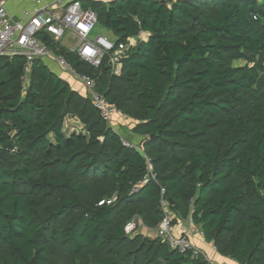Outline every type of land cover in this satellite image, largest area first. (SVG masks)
<instances>
[{"label": "trees", "instance_id": "1", "mask_svg": "<svg viewBox=\"0 0 264 264\" xmlns=\"http://www.w3.org/2000/svg\"><path fill=\"white\" fill-rule=\"evenodd\" d=\"M81 4L116 42L148 33L118 74L38 38L94 79L143 151L41 60L26 73L25 57L0 55V264H207L125 231L157 227L161 188L220 254L264 264V0Z\"/></svg>", "mask_w": 264, "mask_h": 264}, {"label": "built area", "instance_id": "2", "mask_svg": "<svg viewBox=\"0 0 264 264\" xmlns=\"http://www.w3.org/2000/svg\"><path fill=\"white\" fill-rule=\"evenodd\" d=\"M100 1L109 2L110 0ZM96 24V13L90 8H84L81 0H37L31 8H23L17 19L10 16L7 0H0V55L25 57L26 73L36 59L48 65L54 72L60 71L58 75L70 82L79 93L88 97L98 109L102 119L117 131L115 123L120 124L121 120H126L128 117L122 114L116 105L95 91L94 79L77 72L58 51V46L50 47L38 38V34H41L59 44L62 38L69 36L74 40V45L69 50L95 67L106 59L111 72L118 74L122 59L126 57L129 47L135 44V38L129 37L126 42H116L113 37L94 35L92 31ZM122 142L128 147L143 151L141 141L129 142L122 138ZM148 169L151 170L149 161ZM147 177V175L144 176L143 180ZM141 182L142 180L138 184ZM164 194L165 190L161 188L162 217L155 228L156 236L181 253L190 250L194 255H202L207 264H216L190 240L193 234L202 235L200 228L190 217L176 218ZM114 199L115 196L112 200ZM133 221L127 224L125 228L127 233L134 229Z\"/></svg>", "mask_w": 264, "mask_h": 264}, {"label": "crops", "instance_id": "3", "mask_svg": "<svg viewBox=\"0 0 264 264\" xmlns=\"http://www.w3.org/2000/svg\"><path fill=\"white\" fill-rule=\"evenodd\" d=\"M36 1L37 0H7V6H8V10H9L10 16L13 19H17L18 16H19V13L21 12V10L23 8H26V9L31 8L35 4ZM140 37H142L141 38L142 40H145L148 37V33L144 32V31H141L138 34L137 38H140ZM65 38H66V41L68 40L69 42H70V40H72L69 36H65L64 39ZM64 39L62 41H60L58 45L62 46V47H66L67 49H70L71 47H68V46H66L65 43H63ZM58 72H60V71H58ZM58 72L56 71L57 74H59ZM132 124L133 123L131 122V124L129 126L130 128H132ZM115 126H116V128H118L117 132L119 134H120V131H122V133L124 132L123 133L124 137H126L130 141L137 140L136 142H138V141H140L142 139V137L134 134L131 130L129 132H126L127 131L126 128L124 126L120 127L117 122L115 123ZM120 136H121V134H120ZM139 232H141L142 234L147 235V236H155L156 235V229L155 228L151 229V228L145 227L143 225H142V227H141ZM190 240L193 243V245L196 246L197 248H199L200 251L209 260H212L216 264H240L239 262H237L236 260L232 259L231 257H228V256L220 254L215 249V247L213 246V244L211 242L206 241L204 239L203 235H200L198 233L193 234L190 237Z\"/></svg>", "mask_w": 264, "mask_h": 264}, {"label": "rangeland", "instance_id": "4", "mask_svg": "<svg viewBox=\"0 0 264 264\" xmlns=\"http://www.w3.org/2000/svg\"><path fill=\"white\" fill-rule=\"evenodd\" d=\"M92 34L112 37V34L110 33V31L98 26L97 24H96L95 28L93 29ZM141 38L142 37H140V38L136 37L134 40L136 41V40L141 39ZM63 39L64 38H62V40ZM67 41H66V38H65L64 42H63V43L66 44V46L72 47L74 45V40H70V42L69 41L67 42ZM120 124H119L120 127L124 126L126 128V130H127L126 132H129L131 130V128L129 127L130 124H131V120H128V119L121 120ZM64 128H65L66 132H70L71 130H79L81 128V125L75 118H71V117L68 118L67 117L65 119V121H64ZM123 133H122V131H120V134L124 138V140L129 141V142H136L137 141V140H135V141L128 140L126 137H124ZM133 222L135 224V227H134V229L132 231H136V232L140 231V229L142 227L141 222L138 219H135ZM130 223H132V221Z\"/></svg>", "mask_w": 264, "mask_h": 264}, {"label": "water", "instance_id": "5", "mask_svg": "<svg viewBox=\"0 0 264 264\" xmlns=\"http://www.w3.org/2000/svg\"><path fill=\"white\" fill-rule=\"evenodd\" d=\"M163 2H164V0H160V3H161V4H162ZM261 82H262V77H260V78L257 80V87L260 86ZM151 137H152V136H151Z\"/></svg>", "mask_w": 264, "mask_h": 264}]
</instances>
